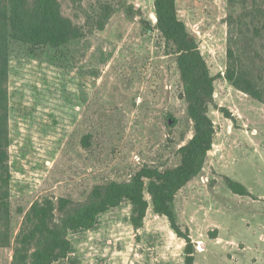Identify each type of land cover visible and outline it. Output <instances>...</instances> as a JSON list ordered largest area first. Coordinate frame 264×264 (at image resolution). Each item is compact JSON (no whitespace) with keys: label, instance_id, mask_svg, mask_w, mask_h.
I'll return each instance as SVG.
<instances>
[{"label":"rangeland","instance_id":"rangeland-1","mask_svg":"<svg viewBox=\"0 0 264 264\" xmlns=\"http://www.w3.org/2000/svg\"><path fill=\"white\" fill-rule=\"evenodd\" d=\"M60 3L85 35L59 49L30 52L14 44L9 59L12 241L35 201L86 202L94 186L128 184L143 166L175 167L178 148L193 134L153 0ZM106 4L114 10L95 30V14ZM175 6L215 77L212 149L174 198L176 223L188 229L194 264H264V102L224 78L230 36L241 48L252 38L249 59L264 94V0H176ZM227 178L246 193L232 190ZM130 213L124 201L100 214L92 229L71 232L69 259L54 264H185V242L165 216L149 206L135 229ZM12 253V243L0 247V264H10Z\"/></svg>","mask_w":264,"mask_h":264},{"label":"trees","instance_id":"trees-1","mask_svg":"<svg viewBox=\"0 0 264 264\" xmlns=\"http://www.w3.org/2000/svg\"><path fill=\"white\" fill-rule=\"evenodd\" d=\"M175 3L176 0H153L156 28L175 54L187 114L193 122L191 138L177 150L179 163L163 170L143 166L128 184L111 181L96 185L86 202L49 197L35 201L12 241L8 127L12 45L25 46L30 52L47 47L59 49L83 37L85 31L62 13L60 0H0V247L12 243L10 264H54L69 259V234L92 229L100 214L124 201L131 204L130 222L135 229L143 225L149 206L154 213L165 216L185 242V264H194L192 239L188 229L183 232L176 223L172 203L177 192L198 174L212 149L215 128L208 109L214 102L215 77L210 74L197 40L178 17ZM113 10V5L102 6L95 14L93 29L102 30ZM261 25L264 29V20ZM252 26L254 35H258L259 28ZM250 41L252 38L245 40L241 48L230 36L224 78L237 90L264 102L263 90L249 59L253 50ZM221 110L227 115L224 108ZM227 183L235 192L246 193L240 183L230 178Z\"/></svg>","mask_w":264,"mask_h":264}]
</instances>
